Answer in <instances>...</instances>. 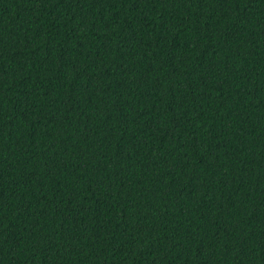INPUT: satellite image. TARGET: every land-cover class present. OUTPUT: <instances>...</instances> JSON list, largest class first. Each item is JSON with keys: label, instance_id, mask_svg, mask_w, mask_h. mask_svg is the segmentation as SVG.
<instances>
[{"label": "trees", "instance_id": "trees-1", "mask_svg": "<svg viewBox=\"0 0 264 264\" xmlns=\"http://www.w3.org/2000/svg\"><path fill=\"white\" fill-rule=\"evenodd\" d=\"M0 264H264V0H0Z\"/></svg>", "mask_w": 264, "mask_h": 264}]
</instances>
